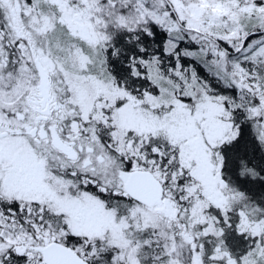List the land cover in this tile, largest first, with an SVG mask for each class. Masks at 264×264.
<instances>
[{"label": "snow or ice", "instance_id": "1", "mask_svg": "<svg viewBox=\"0 0 264 264\" xmlns=\"http://www.w3.org/2000/svg\"><path fill=\"white\" fill-rule=\"evenodd\" d=\"M0 264H264V0H0Z\"/></svg>", "mask_w": 264, "mask_h": 264}]
</instances>
